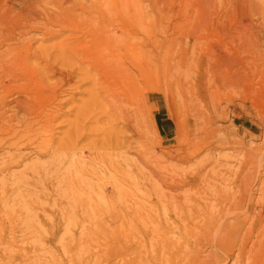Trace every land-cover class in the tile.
<instances>
[{"label":"bare ground","instance_id":"bare-ground-1","mask_svg":"<svg viewBox=\"0 0 264 264\" xmlns=\"http://www.w3.org/2000/svg\"><path fill=\"white\" fill-rule=\"evenodd\" d=\"M23 3L25 5L19 13L24 14L26 16L24 19L29 20V22L23 29L20 27L22 30L20 31L19 29V34L15 35V33H13L10 36L8 35L10 41V47L8 49L11 50V52L10 56L6 55V57H4L2 54L0 55V73L9 70L10 64L8 63V57H11V65L17 70L19 69L22 74L27 75L25 79H27V82H30V86H28L30 88L32 86V88L29 91L30 95H28L26 99L27 101H31V103L25 105L26 102L23 101L24 99H22L23 102L20 99V101L15 100V102L18 108L22 106L23 109L21 110L29 113L30 116L28 114L24 115L26 118L23 120V123H21L19 129H16L17 127L15 129L11 128L12 132L10 131V137L1 139L0 143L5 144V146H3L4 148L8 146V150L13 149L12 151L15 150V153L18 152V156H22V158L25 157L22 153L27 152V156L35 155L37 158L35 160L40 162L44 160L47 163L45 162V164L43 162L44 164H42L41 162L39 167H35L34 170L32 169L31 175L24 173L23 181H19L18 186L22 188L23 185L26 186L30 185V182H33V184L36 182L34 193H30V196H33L36 194L39 186H45L47 184L46 180H49L48 183H50L52 187L55 182L62 183L63 187L70 186L72 188L71 195H73L75 203H80V205L83 203V200L77 198V192L80 191H87L85 193H87L90 201L94 197L93 193H95L97 189H100L101 197L107 200L105 189H103L107 186L112 187L120 193L122 197H124L127 192L130 197V203L133 204V208L137 209L136 215L132 213L127 217L130 229L132 231L136 229L134 224L135 220L141 222L144 227V233L142 232V237H140L143 244L142 247L144 251L148 253L146 254V264H264V216L258 219L257 216L254 215L257 209L253 208L250 213L252 217L248 216L251 221H249L250 223L245 230L247 237L240 236L242 232L241 228L244 227L242 222H237L240 213L237 214L232 212L229 215L226 210L225 213H227V215L224 214V208L227 207L225 204L228 202L225 200L230 199L231 193L229 195V192H225L227 188L225 187L224 189L222 187V185H231L233 189H238L239 192H242L244 199L246 196L249 198L250 203H253L254 193L259 192L258 190L264 187L262 175H260L259 172L236 175L229 171H226L224 174L220 169L221 163L218 162L217 158L209 156L206 160L199 163V166L193 173L180 176L171 169L169 170L163 167V164L160 162L162 160V155L146 145L147 142L148 144H153L152 140V142H149L150 138L148 140L145 139L147 135H150V132L146 135L144 134V122L147 119L145 117L147 114L146 99L143 98L138 82H136L134 76H130L131 70L125 62L131 61L130 63H132L133 67H136L138 70L140 69V71L143 70L142 64L146 60L143 46L146 44L137 46L133 45V43L137 40L138 42L142 41L140 39L141 37L138 38V36H140L138 34L143 33L144 29L147 28L146 26L159 27V23L152 19V14L149 15L147 8L150 7L153 11L158 9L157 11L160 13L161 8L165 7L166 9L163 11L167 10L173 12L175 9L173 8L174 5H172V1L34 0L33 2H28V0H25ZM204 3L206 5L202 6H207L205 8L215 9V12L218 11L217 0H204ZM187 6H189V2L182 7L187 11ZM14 7L15 0L0 1L1 28L6 29L13 27L12 25H14L15 20L13 15L15 10ZM184 9L183 13L185 11ZM184 14H186V12ZM159 16L160 15H158V17ZM74 21L80 22L82 27L79 26L76 29L70 30L69 28L73 25ZM55 27H57V29H55ZM24 28H26V30ZM35 30H38V32L41 30L45 36H54L52 37L53 40L58 37L61 38L65 33H68L70 36L59 44L53 45L54 55L49 54L45 58H41V53L38 55L36 51H33L32 39L24 40V42L31 43H27L25 46L20 45L19 42V44L16 43V36L22 38L29 34L31 35ZM117 30L120 31V35ZM152 37L154 38L155 36ZM43 50L45 53L46 49ZM2 51L5 52L3 49L1 52ZM48 51L51 50L48 49ZM30 57L38 58V61H42L43 63H41L45 65L42 67H40V65L39 67L30 66ZM160 57L157 56V66H154L150 72L152 76H156L157 79H159L160 77L164 78L163 76H158L159 70L162 68V70H165V72H161L164 73L163 75H166L164 78V84L166 86L165 91L175 103V117L177 121H179L180 119L178 120V118L180 113H178V111L182 113L184 107L182 108V104L180 105L182 108L181 111V109L178 108L179 105L177 106V102H175L174 93L172 94L174 82L171 77L173 75L172 70L170 68L168 70L169 66L167 69L164 68V66H160L162 63ZM153 69H155L154 72ZM92 70L97 72L99 76H89ZM16 74L17 73H15V75ZM19 76L20 75L16 76V78H19ZM0 77L2 79L6 76L0 75ZM8 77L9 79L14 78V76H10V74L7 78ZM22 78L23 76L20 79ZM145 80L146 79H144V81ZM85 84H89L88 86L91 85L90 87L87 86L88 89H91H89L90 91L85 90L87 92L89 91L87 93L89 94L87 95L89 96L87 97L89 100L86 101L83 106L81 104L82 107L80 106L81 108H79L78 111H74L76 112V114H74L75 116L73 115L74 120L69 118L71 122H66V120L62 121L65 115L70 114L68 111H65L66 107L69 104L71 105L74 96H76L75 94L80 90V85ZM2 88L5 89L6 95L12 94L15 90L13 84L10 85V83H5ZM18 89L21 92H25L26 86L25 88L19 87ZM185 97L186 96H184V98ZM188 101L189 100H187V102ZM78 107L79 105L76 106V108ZM67 108H69V106ZM2 109L4 108L2 107ZM14 109L16 110V108ZM194 109H196V106ZM183 113L182 115H184ZM4 114L6 113L4 112ZM11 115L10 113V116ZM195 115L198 118L200 117L198 113ZM104 117L107 118L109 124H111L110 120L121 123L127 133H125V131V134H116L118 130L114 131L112 129L113 127L108 128V122L105 121L107 123L105 124L101 121L105 119ZM99 119H101V123H104V126L107 125V127H105L107 129L102 128V126L97 128L96 126L94 132H97L96 135H99L101 132L103 137L99 135L100 137L97 139L95 135L96 138L91 139V136H94V132L90 129L93 132L91 133L87 126H90L89 122L92 120V122L96 120L95 122L98 123ZM191 123L190 118L187 117L184 121L185 128H182V126L179 125L180 123L176 124L182 128L184 135L187 137L189 135L190 138H188V141L190 142L192 141L191 132H193ZM65 124H67L66 127L69 128V131L66 133L65 130V133H63V135L61 134L62 136L66 134L65 137H58L61 140L55 142L52 139L55 130L61 126H65ZM98 125L100 126V124ZM4 126L7 127V125H3V127ZM110 126H112V124ZM113 126L115 127V124ZM152 126L154 127V125ZM3 127L1 128L3 129ZM94 127L95 126H93V128ZM163 128L171 132V134L176 131V126L173 129L164 124ZM7 130L9 131V129ZM149 131L153 132L154 130ZM88 132H90V134H88ZM157 134V144L159 148H161L163 142H161L162 137L159 131H157ZM3 135L4 134H2L1 137H3ZM87 138H90L88 140H96L88 145L86 144V146H83V144L80 148L81 142L85 141L83 139ZM145 140L147 142H145ZM87 142L86 140V143ZM194 142H196V140ZM198 143L200 144L201 142ZM56 144L58 145L56 146ZM196 146L199 147L198 144L192 145L190 143L189 145L187 144L186 147H179L180 149L177 151H173L171 148L170 150L165 148V150H167V152H165L167 155L166 157L174 161L175 152H178L182 155V159L190 161L194 156L201 153L203 149L206 151L211 150V153L213 152L210 147H201L200 145V148H198ZM3 151L5 152V149ZM161 152L164 153V151ZM15 153H9L11 159L17 158ZM5 154L7 156V153ZM88 154L91 157L90 163L92 167L90 170L84 169L86 166H82L87 164L85 158ZM19 158L21 159V157ZM95 167H98L96 169L97 171L94 170ZM148 169L149 172L147 171ZM27 172L29 171L27 170ZM99 173H101V175ZM210 173H212V175ZM107 175L110 176L107 184H105L104 179L108 178ZM15 176H12L11 179H15ZM145 180L149 183L143 185L142 182ZM18 186L13 190L17 191L16 189ZM2 187L4 188L3 184ZM3 188L2 194L4 193ZM7 189L8 188H6V190ZM52 189H54V187ZM25 192L27 193V191ZM33 197L34 199L37 198L35 195ZM233 197L234 198H231L236 201V197ZM45 198L46 197H44L43 200ZM224 198L226 199L223 201ZM34 199L33 201L35 203L36 199ZM38 201H40V199ZM30 202H32L31 198H29V201H26V204ZM111 202L113 201L111 200ZM257 204L256 202V206ZM212 206L217 208V214H213L212 210L214 209ZM259 210L258 215L261 216V209ZM245 212L246 211H244V213ZM227 216L233 217L227 218ZM238 237H241V240L237 242ZM201 252L205 253L202 259L199 258L201 257Z\"/></svg>","mask_w":264,"mask_h":264},{"label":"rangeland","instance_id":"rangeland-1","mask_svg":"<svg viewBox=\"0 0 264 264\" xmlns=\"http://www.w3.org/2000/svg\"><path fill=\"white\" fill-rule=\"evenodd\" d=\"M24 1L25 0H15V10L13 13L15 20L14 25H12L13 27H10L11 30L10 28L3 29L0 25V55L2 54L4 57H6V55L10 56L11 52V50L8 49L10 47L9 36L13 33H15V35L19 34L23 27L27 26L29 22V20L24 19V17H26L24 14L19 13L25 5L23 3ZM33 1L34 0H28V2ZM171 1L172 5H174V7L172 6L175 9L174 11H176L177 8L176 12L163 11L166 9L165 7L161 8L160 13L157 11V8V10L154 11L150 7L147 8L149 15L152 14V19L159 23V27L146 26L147 28L144 29L143 33L138 34L140 35L138 38L141 37L140 39L142 41L138 42L137 40L133 43V45L137 46L146 44V47L143 46V51L145 52L143 53L146 57L145 62L142 64L143 70L140 71V69L138 70L136 67H133L132 63H130L131 61L125 62L131 70L130 76H134L136 82H138L143 98L146 99V112L148 115L146 114L145 116L147 119L144 122V134L146 135L150 132L149 134L152 137L147 135L145 139L148 140L150 138L149 142L151 140L153 141V144H148L145 140V142H147L146 145L162 155L161 159L164 160L160 162L163 164V167L169 170L171 169L180 176L193 173L200 162L206 160L209 156H214L217 158L218 162L221 163L220 169L224 174L226 171L236 175L259 172L264 179V0H217L218 11L216 12L215 9H208L205 8L207 6H202L206 5L204 0ZM188 2L189 6H187L186 11L182 6H185ZM183 9L186 14L183 13ZM158 15L160 16L158 17ZM79 26L82 27L80 22L74 21L69 29H76ZM20 27L22 29H20ZM24 29L26 30V28ZM55 29H57V27H55ZM118 34L120 35V31H118ZM41 35H43L41 30H39V32L35 30L31 35L29 34L22 38L16 36V43L25 46L28 42H24V40L32 39L33 51H36L38 55L41 53L42 56L40 57L45 58L47 55L53 54L54 51L52 47L70 36L68 33H65L61 38L58 37L55 38L56 40H53L52 37L54 36ZM152 36H155L154 38L157 37L158 40L157 38L154 39ZM2 49L7 53L4 51L2 52L5 54L2 53ZM43 49H46L45 53ZM48 49L51 51H48ZM157 56H162L160 57L162 60L161 67L164 66V68L167 69L169 66L168 70L169 68L172 70L173 75L171 77L173 78L172 81H174L172 94L174 93L173 96L175 102H177V106L179 105L178 108L182 111L184 107V113L182 111L184 115L178 111V113H180L178 118V120L180 119L179 121H177L175 117V103L165 91L166 86L164 84V78L166 75L161 73L162 71L165 72V70H162L163 68L159 70L158 76L164 77H160V80L157 79L156 76H152L150 72L154 66H157ZM10 58L11 57H8V63L10 64L9 70L0 73L1 76H6L5 78L8 79H1L0 77V109L2 111H0V137L2 134H6L5 136L3 135L0 140L10 137V131L12 132L11 128L15 129L17 127L16 129H19L21 123H23V120L26 118L24 115H29V113L21 110L23 109L22 106H20L21 108L16 106L15 100L22 101V99H24L23 101L26 102L25 105L31 103V101H27L26 99L28 95H30L29 91L32 88V86L31 88L29 87L30 82H27V79H25L27 75L22 74L19 69L17 70L14 68L11 65L12 60L10 61ZM163 58H166L165 61ZM30 59V66L39 67L40 65V67H42L45 65L42 64V61H38V58L30 57ZM154 70L155 69H153V72ZM91 72L89 76H99L94 70ZM15 73L20 75L19 78H16L18 75H15ZM9 74L10 76L13 75L14 78H7ZM22 76L23 81L20 79ZM144 79L146 80L144 81ZM5 83H10V85L13 84L15 90L12 94L6 95L5 89L2 88ZM16 83L17 85L20 83V85L17 86ZM88 85L89 84L80 85V90L75 94L76 96H74L71 105H68L69 108H67V106L65 110L71 115L67 114L68 117L65 115L67 118L64 116L62 121L66 120V122H68L70 120L69 118L74 120L73 117L75 116L74 114H76L74 111H78L79 108L89 100V98H87L89 94L87 93L91 90L90 88V90L88 89L91 85ZM25 86V92L19 91V87L25 88ZM85 90L89 91L87 92ZM184 96L186 97L184 98ZM187 100L189 101L187 102ZM188 103L191 108L188 107ZM181 104L182 108L180 106ZM78 105L79 107L76 108ZM195 106L196 109H194ZM2 107L4 109H2ZM14 108H16V110ZM4 112L6 114H4ZM10 113L12 114L11 116ZM196 113H198L201 118L196 117ZM187 117L190 118L193 128V132H191V142L188 141V138H190L189 135L187 137L182 131V128H185L184 121ZM104 118V120L99 119L98 123L95 122L96 120H94L95 123L92 122L93 120L90 121V126L87 127H89V130H93V132L96 126L97 128L101 126L102 128L107 127V125H103L108 122L107 118ZM100 120L104 123H101ZM110 122L112 126H110L111 124L108 122V128L113 127L112 129L114 131L118 130L116 134L121 135V133H127L121 123H117L114 120H110ZM177 123H180L179 125H181L182 128L176 125ZM98 124H100V126ZM114 124L115 127L113 126ZM164 124L173 129L176 126V131L171 134V132L163 128ZM3 125H7V127H3ZM152 125H154V127ZM66 126L67 124L55 130L52 137L55 142L61 140L59 139L60 137H65L66 134L62 136L63 133H65V130L66 133L69 131V128ZM93 126L95 127L93 128ZM1 127H3V129ZM7 129H9V131ZM148 129L154 131L152 132ZM157 131H159L162 137L161 142L163 141L161 148H159L157 144ZM93 132L91 131V133ZM96 133H93L94 136H91V139L96 138ZM88 134H90V132H88ZM99 135L103 137L101 132ZM99 135H96L97 139L100 137ZM88 139L90 138L83 139L85 141H82L83 143L81 142L79 147L81 148L83 144V146H86V144L88 145L96 140ZM86 140L88 141L87 143ZM195 140L197 143L194 142ZM198 142L201 143L199 144ZM190 143L192 145L198 144L199 147L196 146L198 148H200V145L201 147H210L213 152L211 153V150L206 151L203 149L201 153L194 156L190 161L182 159V155L178 152H175L174 161L166 157L167 155L165 152H167L168 149L170 150L171 148V150L177 151ZM0 144L3 148L0 147V152H2L0 153V181H3L0 182V264H146V254L148 253L144 251L141 241L144 227L141 222L135 220L134 224L136 229H133V231L130 229L127 217L132 213L136 215L137 209L133 208V204L130 203V197L127 192L126 195L122 197L121 194L112 187L107 186L103 188L105 189L107 200L101 197L100 189H97L95 193H93L94 197L90 201L87 193H85L87 191H80L77 192V198L83 200V203L80 205V203H75V199L73 195H71L72 188L70 186L63 187L62 183L55 182L53 186L54 189H52V185L48 183L49 180H46L47 184L45 186L41 185L37 188L36 194H34L35 197L37 196L35 200L33 197L34 195L30 196V193H34L36 182H34V184L30 182V185H23L22 188L18 186V184L19 181H23L24 173L31 175V171H33L35 167H39L41 162L44 164L46 161L43 160L40 162L35 160L37 159L35 155L27 156V152L25 151V153L22 154L25 155L26 158L23 157V159L22 156H18V152L15 153V150H8V146L4 148L3 146H5V144ZM57 145L58 144H56V146ZM165 148L167 150H165ZM4 149L5 152L3 151ZM161 151H164V153ZM10 152L16 154L15 156H17V158L15 159H18L17 161L10 158ZM5 153H7L8 157ZM19 157H21V159ZM85 161L87 164L81 165L83 167L86 166L84 169L90 170L92 165L90 163L91 157L89 154L85 158ZM35 163L38 166H36ZM97 168L95 167L94 170L97 171ZM27 170L29 172H27ZM147 171L149 172V169ZM212 173L210 174L212 175ZM99 174L101 175V173ZM12 176H15V179H11ZM109 176L110 175H107L108 178L104 179L105 184H107ZM147 183L149 182H146V180L142 182L143 185ZM2 184L5 189L2 187ZM16 186H18L16 189L17 191L13 190ZM230 186L231 185H222L224 189L225 187L227 188L225 192H229V195L231 193L229 200H225L227 197L223 199V201H228L227 204H225L227 207L224 208V214L227 215L228 213L230 215L232 212L237 214L240 213L237 222H242L244 225V227L241 228L242 232L240 236L247 237L245 230L250 223L249 221H251L248 216L252 217V214H250L252 209L258 210L255 211V214L253 212L258 219L264 216V187H261L260 190H258L259 192L254 193V201L250 203L249 198L245 196L244 199L242 192ZM2 188L4 190L3 194L1 193ZM6 188L8 189L6 190ZM25 191H27V193ZM233 196L236 197V201L232 199L234 198ZM44 197L46 198L43 200ZM29 198H31L32 202H30L31 204H26ZM38 198L40 201H38ZM33 199L36 201L35 203ZM111 200L113 202H111ZM255 201L258 203L257 206ZM212 207L215 210H212L213 214H217V208L214 206ZM259 209H261V216L258 215ZM226 210L228 211L227 213H225ZM244 211L246 212L244 213ZM228 217L232 218L233 216H227V218ZM239 240H241V237L237 238V242ZM200 256L199 258L202 259L205 253L201 252Z\"/></svg>","mask_w":264,"mask_h":264}]
</instances>
